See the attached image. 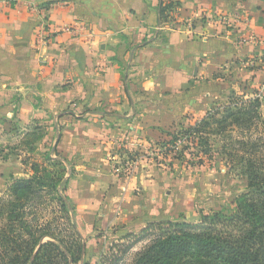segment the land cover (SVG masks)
Instances as JSON below:
<instances>
[{"label": "crops", "instance_id": "0c3cea01", "mask_svg": "<svg viewBox=\"0 0 264 264\" xmlns=\"http://www.w3.org/2000/svg\"><path fill=\"white\" fill-rule=\"evenodd\" d=\"M162 1L0 0V128L49 125L65 158L91 177L89 189L102 188L116 205L121 225L169 215L162 185L145 181L146 168L156 170L150 148L188 112L203 117L222 93L186 86L217 83L235 65L254 85L264 81V45L240 43L264 42V0H166L180 4L166 22ZM127 158L141 167L132 178L110 166Z\"/></svg>", "mask_w": 264, "mask_h": 264}, {"label": "trees", "instance_id": "16d2710c", "mask_svg": "<svg viewBox=\"0 0 264 264\" xmlns=\"http://www.w3.org/2000/svg\"><path fill=\"white\" fill-rule=\"evenodd\" d=\"M179 7L163 0L161 20L169 21ZM245 90L158 142L154 157L159 165L179 160L204 166L224 156L231 171L247 180L231 212H201L198 223L151 222L140 236H127L132 244H113L111 254L92 262L68 194L73 170L55 148L31 164V174L13 177L0 197V264H125L144 239L146 246L129 264H264V100L253 87ZM192 148L198 151L188 160L185 152Z\"/></svg>", "mask_w": 264, "mask_h": 264}, {"label": "rangeland", "instance_id": "374dc122", "mask_svg": "<svg viewBox=\"0 0 264 264\" xmlns=\"http://www.w3.org/2000/svg\"><path fill=\"white\" fill-rule=\"evenodd\" d=\"M247 68L250 71L253 68L258 69L252 63H248ZM220 75L223 80L215 81L217 83L212 84L211 80H202L197 84L193 81L186 86L189 87V90H192L194 86L204 90L217 87L222 92L209 106L207 112L216 104H223L230 96H241L246 91V87L254 86L253 89L257 91L263 83L260 80V85H254L255 76L245 70L242 71L239 65H235L233 70L220 73ZM192 114L188 112L180 123L173 124L168 130L163 131L162 139L159 142L171 140V134H175L182 127L192 126L202 118L194 121L195 118H191ZM185 146L186 144L180 145L178 152L180 153ZM55 148L65 158L59 142H57V134L49 130V125L40 124L39 121H33L23 126L10 122L0 128V197L6 193L13 177L20 178L31 174V164L37 161L42 162L45 154L51 153ZM160 150L158 144L150 148V157L156 170L151 171L149 167L146 168L149 176L145 181L155 180L162 185L160 191L170 212L166 218L147 222L144 227L137 226L135 220L132 219L125 225L118 224L116 222V205L112 206L109 201L105 200L108 195L103 197L105 192L102 188L89 189L91 177L80 176L73 161L66 158L68 168L73 170L68 194L76 205L77 220L84 234L88 260L96 262L103 256L111 254L109 250L113 244L120 242H123L125 246L132 244L133 239H129L127 236H140L151 222L172 220L198 223L201 219V212L225 211L229 213L233 209L236 197L247 188L246 178L236 171H231V168L222 159L224 156H216L215 162L204 166L182 163L179 160H175L173 166H169L168 163L159 165L154 161V157ZM196 151L198 150L192 148L185 152V156L189 160L193 152ZM147 160L149 165L150 159ZM132 161L136 162V159L127 158L124 161L112 159L110 166L115 174H124V176L132 178L141 170V167L136 169L137 165ZM160 169L163 171L161 172ZM153 190L156 189H149V192ZM146 242L147 239H144L133 246L124 257L125 264H129L135 258L136 254L146 246Z\"/></svg>", "mask_w": 264, "mask_h": 264}, {"label": "built area", "instance_id": "2783aa9c", "mask_svg": "<svg viewBox=\"0 0 264 264\" xmlns=\"http://www.w3.org/2000/svg\"><path fill=\"white\" fill-rule=\"evenodd\" d=\"M217 18H218L220 23H224V24L229 25V26L233 25L234 23H239V22H231L229 17L226 16V15H220ZM258 42L260 44L264 45L263 41H259V40H257L254 37H245V38H242L241 41H240L241 45H243V46L247 45V44H250V43H258ZM41 43L44 44V45L46 44V40L43 37L41 39ZM260 61H261L262 67L264 68V55L261 57ZM256 92H257V96L259 98H261L262 100H264V81L260 85V88Z\"/></svg>", "mask_w": 264, "mask_h": 264}]
</instances>
